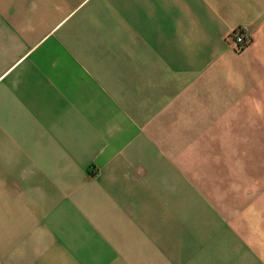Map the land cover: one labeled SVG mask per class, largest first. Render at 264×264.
I'll return each instance as SVG.
<instances>
[{"label":"crops","instance_id":"0c3cea01","mask_svg":"<svg viewBox=\"0 0 264 264\" xmlns=\"http://www.w3.org/2000/svg\"><path fill=\"white\" fill-rule=\"evenodd\" d=\"M0 264H264V0H0Z\"/></svg>","mask_w":264,"mask_h":264},{"label":"built area","instance_id":"2783aa9c","mask_svg":"<svg viewBox=\"0 0 264 264\" xmlns=\"http://www.w3.org/2000/svg\"><path fill=\"white\" fill-rule=\"evenodd\" d=\"M243 29L244 28H238L227 35V39L234 44L236 50L241 49L247 43L244 37Z\"/></svg>","mask_w":264,"mask_h":264}]
</instances>
